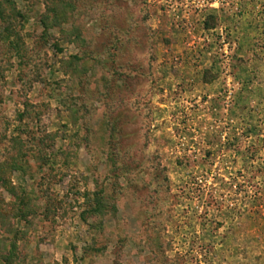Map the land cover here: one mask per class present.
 <instances>
[{"label":"rangeland","instance_id":"obj_1","mask_svg":"<svg viewBox=\"0 0 264 264\" xmlns=\"http://www.w3.org/2000/svg\"><path fill=\"white\" fill-rule=\"evenodd\" d=\"M211 2L0 0V264H264V70Z\"/></svg>","mask_w":264,"mask_h":264},{"label":"crops","instance_id":"obj_2","mask_svg":"<svg viewBox=\"0 0 264 264\" xmlns=\"http://www.w3.org/2000/svg\"><path fill=\"white\" fill-rule=\"evenodd\" d=\"M231 4L223 7V13L229 18L228 27L231 29L234 45L238 48V57L253 63L241 64L238 72H247L248 69L264 70V9L261 10L262 7L258 3L247 0H231ZM256 55L262 56L261 61Z\"/></svg>","mask_w":264,"mask_h":264},{"label":"built area","instance_id":"obj_3","mask_svg":"<svg viewBox=\"0 0 264 264\" xmlns=\"http://www.w3.org/2000/svg\"><path fill=\"white\" fill-rule=\"evenodd\" d=\"M212 1L211 3H208V5L211 7L213 5H217L219 7H224V6H230L229 0H210ZM247 1H252V0H247ZM227 57V62H229V57Z\"/></svg>","mask_w":264,"mask_h":264}]
</instances>
